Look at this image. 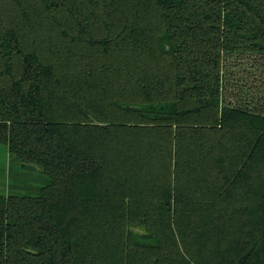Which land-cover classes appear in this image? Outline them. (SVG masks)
Returning <instances> with one entry per match:
<instances>
[{
  "label": "trees",
  "instance_id": "trees-1",
  "mask_svg": "<svg viewBox=\"0 0 264 264\" xmlns=\"http://www.w3.org/2000/svg\"><path fill=\"white\" fill-rule=\"evenodd\" d=\"M0 157V264H264V0H0Z\"/></svg>",
  "mask_w": 264,
  "mask_h": 264
},
{
  "label": "rangeland",
  "instance_id": "rangeland-1",
  "mask_svg": "<svg viewBox=\"0 0 264 264\" xmlns=\"http://www.w3.org/2000/svg\"><path fill=\"white\" fill-rule=\"evenodd\" d=\"M259 56L252 53L233 55L226 59L227 71L234 77L229 83L227 94L232 102H238L239 98L251 99L255 102L256 96L261 90L263 76ZM231 85V87H230ZM229 94V95H228ZM254 95V96H253ZM8 161L0 157V169L8 166ZM40 172V170H38Z\"/></svg>",
  "mask_w": 264,
  "mask_h": 264
}]
</instances>
